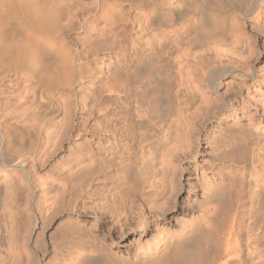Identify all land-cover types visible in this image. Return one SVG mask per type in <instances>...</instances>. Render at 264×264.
Here are the masks:
<instances>
[{"label": "rangeland", "instance_id": "rangeland-1", "mask_svg": "<svg viewBox=\"0 0 264 264\" xmlns=\"http://www.w3.org/2000/svg\"><path fill=\"white\" fill-rule=\"evenodd\" d=\"M113 1L103 19L89 10L95 0L58 1L61 7L73 6L72 16L79 18L67 36L92 70L84 82L62 89L0 64V124L9 145L8 165H0V264H81L77 233L86 241L92 238L98 251L133 259L164 230L180 233L195 217L204 230L195 227L186 250L206 264L208 251L217 254L210 247L212 237L223 233L219 217L236 200L230 189L247 190L259 175H244L242 168L250 162L240 158L263 148L259 158L264 159V0L259 16L236 14L202 26L195 23V6H184L191 0ZM240 1L244 10L249 0ZM161 9L171 14L159 16ZM154 47L155 73L147 81L154 88L151 96L136 101L123 97L118 87L115 103L110 74H116L118 85L127 83V55L153 53ZM224 65L251 76L228 72L214 92L217 75L211 72ZM145 77L131 85L142 88ZM237 137L252 140L241 155L233 151ZM23 158L25 173L11 166ZM137 169L138 184L128 175ZM164 203L170 209L160 218L145 210L150 225L143 236L133 231L137 216L125 223L127 204L142 211L145 204ZM234 214L239 233L257 234L255 246L263 251L264 205L242 201ZM226 255L221 262L231 257Z\"/></svg>", "mask_w": 264, "mask_h": 264}, {"label": "bare ground", "instance_id": "bare-ground-1", "mask_svg": "<svg viewBox=\"0 0 264 264\" xmlns=\"http://www.w3.org/2000/svg\"><path fill=\"white\" fill-rule=\"evenodd\" d=\"M58 1L59 0H0V64L3 65L5 67L4 69L6 70L16 71L18 69H24L27 71V73L43 80L46 84L60 85L62 89H65V87L70 89L74 85L84 82L85 78L91 75L92 70L89 65L84 63V61L81 62L80 54L69 42L70 40L67 36L68 33L73 32L76 29V26L79 24V18L77 17L76 13L74 16H72L73 12H75V8L71 5L61 7L58 4ZM259 1L260 0H249L247 4H245L246 6L244 10H242L243 3L240 0H191L186 4L184 3V6L187 4H192L195 6L193 13V16L195 17L194 19H196L195 23L198 26H202L206 20L209 21L210 19L214 23L215 21L224 22V18H232L236 14H239V16L241 14L247 18H250L254 15L259 16ZM113 2V0H95L89 10L94 13L96 18L103 19L106 18V12L111 10L110 8L112 7ZM170 14V9H161L160 13L158 12L159 16L161 15L164 17ZM122 19L126 20L125 17ZM64 22H66L67 28L63 26ZM152 50L153 53L140 50L137 53H131L130 55H127V58L125 59L127 69L124 71L125 76H123L126 77L127 80L129 79L127 81L128 84L125 82V80L123 81V84L118 85L116 74L114 72L110 74V91L114 94H112V96L116 101L115 103H118V100L120 99L118 98L120 95L117 94V90H119L118 87H120V91H122V93L124 92L123 97L131 95L132 98L133 96L136 98V101H140V99H144L148 95L151 96L150 93L154 88H148L150 82L147 83V81L150 80L148 78H152V76H154L155 72L152 66V59L158 51L156 47H154ZM47 57L50 58V63L47 61L48 64H44V58ZM213 71L216 72H211V76L214 74L217 75V81L211 85L214 92L218 89L220 77L224 76V74H227L228 72L236 74V76L239 78L251 76L248 71V73H243L242 71H237L233 66L224 65V67H217L213 69ZM145 75L147 76V79L145 77L146 82L143 83L142 88H137L135 85H131L133 81L140 83L141 81L139 78L143 79ZM128 86H132V88L129 89L131 92L129 90H121L127 89ZM149 101L152 103V112L158 110L156 101H154V97H150ZM130 121L132 122V120ZM137 122L136 123L140 125V122L142 121ZM128 124L127 126L125 124L126 127L122 125L123 128H127L129 126ZM122 126L120 124V127ZM130 126L133 129H127H131V134L136 135L137 131L136 128H134L133 123ZM123 128L122 130L124 131L125 129ZM127 129L126 131L128 132ZM120 133L123 134L122 131ZM131 134L129 133L127 135ZM7 135L8 134L3 128V125L0 124V165L4 167H7L6 165H8L6 163L8 160V153L6 150H8L7 148L9 146L7 144ZM138 135L143 137L140 134ZM154 136L155 135L153 134V137ZM237 138L239 143L236 144L233 151L238 152L239 155H241L242 152L247 150L252 140L250 137ZM260 150L263 152V148L251 149V153L249 155L243 154L242 158H240L241 161L249 160L250 162V167L244 166L242 168L244 175L248 174L249 172H253L254 174L257 173L259 175L256 177V180L249 182V187L247 190L239 192L237 189H230V195L235 197L236 200L234 202L233 199L232 206H229L226 213H223V215L219 217L220 220L218 219V223L223 227V233L218 229L219 232H215L214 237H212L210 247L216 249L217 254L214 255L212 250L208 251L209 253L207 255L206 264H217V261H220L219 258L222 256L223 252L225 255L228 254L226 256L230 257L231 255L228 260L226 259V261H222L224 264H264V250L259 251V249L255 246V243L257 242V234L254 235L251 233L252 235H250L248 232L249 234L244 236L241 234V232L239 233L240 225L236 219V215L234 214V211L241 206L242 201H245L250 205L256 204L257 208H261L264 205V159L260 160L259 158V156L262 154ZM255 162H257L261 168L255 166ZM25 163L26 158H23V160H15L12 162L11 166L25 173ZM114 175V177L119 176H117L116 172H114ZM128 175L133 179L132 181L135 180L136 184H138V180L140 182L141 174L138 169L137 171L131 172ZM220 184L223 185V183ZM134 190L137 191V188L133 189L132 192H135ZM132 192L130 191V193ZM208 193L204 195L205 198H209ZM131 195H133L131 198L134 200L136 194L132 193ZM164 204H160L155 207L145 204L147 206H144L142 211H139V209L133 205L127 204V206H125L126 215L124 216L127 222L125 223L132 224L134 216H137L139 220L137 223L135 222L136 224L133 227V231H141L140 235L143 236L146 230L149 229L150 225V222L145 218V210L148 211L147 214H151L152 216H157L160 218L170 209V207H168L166 204V207H164ZM146 207L148 209H146ZM238 214L239 212L237 213V216ZM200 222L201 221L195 217L194 220L192 219L188 224H184V227L180 230V233L173 232L171 229H166L162 232L164 233L163 235L160 234L162 235L161 237L156 236L154 238L152 245L148 250H139V252L134 254L133 259L124 260L116 259L113 255L105 253L104 251L101 252V250H96L93 244L94 242L91 240L92 238L86 241L80 233H77L80 237V252L78 253V256L81 258V264H198L197 259L192 258L195 256V254L192 252L188 253L189 249L187 251L186 248L187 246L188 248L190 247V244H187V240H189L188 238H191L190 234L192 235V231L195 229V227L199 226L203 229L204 226L202 227ZM253 226L256 227V225ZM255 229L257 228H254V230ZM255 232L256 230L254 233ZM261 232L264 234V224L260 228V233ZM191 254L194 256L191 257ZM195 259L196 261H194ZM222 262L220 264H222Z\"/></svg>", "mask_w": 264, "mask_h": 264}]
</instances>
